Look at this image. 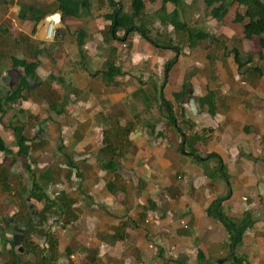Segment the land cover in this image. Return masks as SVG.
I'll return each instance as SVG.
<instances>
[{"label":"crops","instance_id":"0c3cea01","mask_svg":"<svg viewBox=\"0 0 264 264\" xmlns=\"http://www.w3.org/2000/svg\"><path fill=\"white\" fill-rule=\"evenodd\" d=\"M36 1L38 6L43 4L56 7L55 0ZM107 1H100L103 7L99 10L93 5L92 20L82 18V25L88 32L86 56H80L77 37L71 31V40L61 41L57 47V63L53 62L45 50L44 41L48 40L45 39L44 28H40L43 19L33 31L34 24L31 21L19 18L20 8L17 5L16 12L11 17V13H4L0 3V28L6 30L0 32V56L4 60L7 58L6 62L9 63L5 65V62L0 61L2 77L13 70L17 71L19 80L24 75L23 67L12 66L8 57L10 55L39 59L40 64L33 80L36 89L47 85L59 92L60 87L52 80L59 79L56 76L61 72L65 76V84L71 85L73 90L80 93L76 98L73 91L70 97L79 103L78 113L83 127L79 128V134H62L63 144L60 146V151L66 156L65 160L70 158L76 163L80 159V162L77 166L73 162L65 161V167H78L90 174L100 170L104 175L110 173L101 182L87 179L86 182L90 181V185H85L83 193L89 195L94 204L101 203L98 205L103 208L112 207L121 211L124 207L132 206L129 207L128 218L132 219L135 227L131 229L130 235L138 240L137 244L132 240L131 247L141 255H147L145 259L154 258V264H233V259L228 257L231 246L225 227L206 211L216 197L228 192L230 184L231 196L223 202V206L234 215L251 209L255 220L254 226L247 231L235 252L245 258L244 264H264V156L260 155L262 149L257 145L258 137L264 134V51L262 57L255 59L256 62L262 60L256 64L262 68V75H254L241 73L234 55L228 52L221 57L222 61L217 59L212 67L206 51L201 50L200 46L193 49L188 47L182 52L175 47H164L169 42L156 41L153 48L151 45L148 47V54L144 58L147 62L143 70V85L135 82V73L125 65L124 72L116 77L118 84H105L102 71L107 62L126 59L120 56L121 46L126 43L109 38L105 34L107 30L104 29L108 28L110 21L99 19L110 10ZM63 21L72 20L68 18ZM170 25H163L168 26L165 27L163 35L168 33L169 37H173L175 33L169 28ZM139 36L144 38L134 32L129 40L131 38L133 42H137ZM25 43H29L31 49H25ZM15 44L16 48L13 46ZM99 44L103 46L101 49H98ZM159 47L166 48L168 52L157 50ZM243 48L245 51H252L247 45ZM40 49L42 51H38ZM127 61L132 65L138 64L133 57H129ZM158 64L160 68L157 69ZM193 68L195 72L188 76L187 73ZM210 71L214 74L210 75ZM167 72L169 75L164 81L163 77ZM158 78L163 82L161 86L157 82ZM8 80L9 78L4 81ZM33 81L32 89L27 91L35 90ZM160 90L165 92L164 98L171 103L175 101V92L184 91L179 98L180 116L182 114V119L187 118L194 124L193 128L210 127L211 132L207 133L210 135L206 142L207 150L203 151L215 152L221 156L229 175L228 182L216 174L215 160L194 162L187 151H179L181 134H167L160 129L158 123L146 118L147 114L152 116L153 112L155 114L161 109L156 97V92ZM210 90L215 92L217 107L213 116L207 109L203 111L198 108L199 98L207 95ZM192 100L196 113L192 108ZM65 103L57 105L58 109L64 108V112L57 113L51 109V105L46 106L33 96L25 100L23 106L20 105L21 102L11 104V110L16 106L20 107L19 111L24 120L26 114L36 117L39 114L53 116V113H57L66 117L69 111L68 104ZM42 108H47V111H39ZM13 116L14 120L16 113ZM142 122L148 126L150 134L145 131L142 134H110L125 125L127 128L133 125L135 131L140 130L144 125ZM219 125H223L221 131L217 129ZM105 129L108 134H103ZM90 130H94L96 134H89ZM187 130L190 132L192 127ZM38 132L34 136L37 140L40 138L37 136L40 133ZM160 132L163 134H159ZM104 137L114 149L109 150L104 157L109 159L115 154L117 173L103 170L98 163L99 152L107 143L104 142ZM28 144L31 145V141ZM196 147L198 150L202 148L198 144ZM31 154L32 152L30 156ZM47 169L51 176V170L56 169V163ZM109 175L111 176L108 177ZM109 181L113 182L116 191L109 190ZM159 190H164V194L158 192ZM151 214H156L157 220L151 226L150 236L153 234L160 240L153 236L152 239L149 238L147 228L150 226H144L137 220H142L143 216L149 218ZM89 220L97 221L99 216ZM199 251L202 252V258H198Z\"/></svg>","mask_w":264,"mask_h":264},{"label":"rangeland","instance_id":"374dc122","mask_svg":"<svg viewBox=\"0 0 264 264\" xmlns=\"http://www.w3.org/2000/svg\"><path fill=\"white\" fill-rule=\"evenodd\" d=\"M100 1L101 0H92L93 5L97 8V10L103 7V4ZM121 1L125 4V8L129 11L130 0ZM186 1L189 7H186L184 12H181L182 20L186 21L191 27L206 29L213 36H215V41H211L208 39L196 46H200L202 47L201 50L206 51L210 66L214 67L215 61L217 59H221V57L225 55V52L234 55V52L228 51V49H234L238 47L243 52H248L243 48V46L245 45H247L252 50L249 52L255 53V59L259 57V39L257 37L251 39L245 38V22H241L235 19L237 4H234L231 11L227 14L224 20L219 22L212 18V16L210 15V9L205 6L203 0ZM147 2L148 4L144 12L143 21L147 24L151 37L158 43H167L171 41L172 47H175V49H177L178 46L177 51L181 50L183 52L184 49L188 47L191 48L188 44L187 35L182 31H175L172 25H170L169 28H172V32L175 33V36L169 37L168 33L163 35V32L166 30L165 27L167 28L168 26L163 27V25L159 23L156 16V11L160 9L162 3L160 0H147ZM22 3L32 5L34 4L38 6V2L36 0H13L12 2L7 0L3 2L1 6H3L2 8H4V13H11V17H13V14H15L16 12V5L17 8H20L18 6ZM167 5V10L169 12L175 7L172 3H169ZM38 7L54 9L53 7H51V5L41 4V6ZM71 20L72 21L70 22L62 20L61 26L58 27L57 36L54 41H44V43H46L44 45L45 50L47 54L51 56L50 58H52L53 62H58L59 50H57V47L59 46L61 41L71 40V31H74V34L77 37V31L85 28L82 25V18H72ZM42 21L43 22L41 23L40 28H44L45 30L48 22L47 17H45ZM10 22L14 23V20L10 19ZM104 30L106 31L107 27H105ZM120 34L123 35L122 32ZM1 39L2 34H0V40ZM138 39L139 40L137 42H133L130 38L126 45L121 44L122 46L120 56L126 59H118L117 61L122 64V66H129L130 70L135 73V82L143 85V70L147 62L144 60V58L148 54V47L151 45L153 48L154 45L150 41L140 36ZM13 46L14 48L17 47L16 44ZM99 46L100 44L98 45V47ZM26 47L28 49H31L29 43H25L24 48L26 49ZM102 47L103 46L101 45L98 49H101ZM224 47H226V49ZM156 49L159 51L168 52L166 48L159 47ZM129 57L135 58V62H138V64L132 65L131 63H129L127 61ZM3 58L0 56V61L2 63L5 62V65L9 64L6 62L7 58L5 60ZM220 61H222V59ZM261 62V59L257 62L256 60H254L255 65H258V63ZM156 68H160L159 64ZM15 71L16 70H13L12 73H9L10 75L8 82L3 81L2 86L4 88L13 89L17 86L19 78L17 76V71ZM194 72L195 69L193 68L187 73V75L190 76ZM209 73L210 75L214 74L213 71H210ZM6 75H8V73ZM168 75L169 73L167 72L166 76L168 77ZM166 76L163 77L164 81ZM56 77H60L62 79L65 78V76L61 72H58ZM54 79L55 80H52V82L60 87V91L62 89L63 91L58 92L56 91V89H52L47 85H45L41 89H36V83H34L33 81L32 85L35 86V90L25 92L26 98L20 99L19 102H21L20 105L23 106L24 101L30 99L33 96L38 98L41 103L46 104V106H49L53 103H55L56 105H62L64 104V102H66L68 104L69 111L66 117H63V115H58L57 113H53V116H49L48 114H39L36 117L26 114L27 116L24 120L23 116H21V112L19 111L20 107L16 106L13 110L9 109V112L6 113L4 118V122L9 123V120H11L10 118L13 117V115L16 113L17 117H15L12 122L15 124L25 123V133L31 141L32 154L30 157L25 158L16 153L6 154L4 152H0V171L2 167L5 169V171L8 170V181L10 182L11 186V191H6L4 190L3 185L0 182V264H4V262L10 255V244L8 243L4 245V239L6 241L13 242L16 245V249L24 250L23 238L24 234L26 235V229L32 230L29 232V239L27 241H33V243L36 244L37 248L36 250L31 251L30 248L32 246L30 247V245H26L27 249H30V252L23 255V260H29L36 264H39L41 262L44 255L48 256V264H138L141 262L145 263L146 260L148 261L147 264H154V258L145 259L147 255L143 256L131 247V242L132 240H134V236L130 235V233L131 229H134L135 226H133L132 224V219L128 218V211L130 209L129 207L132 206L130 205L129 207H124L121 211L112 207L109 209L106 207L103 208L98 205L101 203L94 204L93 200H91V197L83 193L85 185H90V181L86 182L87 179L97 180L98 182H101L104 179L106 180L107 174L110 173H106L104 175V172L100 170L99 172H93V174H90L89 172H85L83 170L81 171L78 167H65V161L73 163L74 161H72V159L70 158H67V160H65L66 156L64 155V152L60 151V146L63 144L62 134H79V128L83 127V124L79 119V103L76 99L70 97V93L74 91L76 98L79 97L80 93L75 89L73 90V87L71 85L67 83L65 84V79L64 81L56 78ZM157 82H160V78H158ZM160 84H163V82L161 81L159 85ZM6 89H3L1 91V95H5V92L7 91ZM173 91L175 92L176 90ZM61 93H63V96L61 95ZM164 93L165 92H163V94ZM179 100L180 99H175V101L172 102L174 104L172 106H174L173 109L175 108L174 111L177 112H175V115L177 116L179 124L184 126L183 128L186 130L187 134H194L197 131L200 132V130L204 128L210 129V127L193 128V124L192 130L189 132L187 130V127H189L190 125L188 126L186 123H184L187 118L182 119V116H180L179 113ZM199 106L200 104L198 105V108L200 110ZM39 111H47V108H42ZM151 115L152 116H150V114L146 115L147 119L150 118L148 119L149 121H154L155 124L158 123L160 129H163V131H165L167 134H175L174 130L171 127L167 128L166 108L161 107L160 110L156 111L155 114L153 112V114ZM0 116H2L1 113ZM142 124L144 125L140 127V130L137 129V131H135L133 125L129 128H127V126L125 125L127 130H125V126H120V128L116 130V132H111L110 134H142V131H145L146 134L147 132L149 133L150 130L148 126L143 122ZM222 126L223 125H219L217 129L221 131L223 128ZM37 132L40 136L38 140L34 137ZM210 132V130L207 131V133L209 134ZM43 134L49 135L43 136ZM89 134L96 133L94 132V130H90ZM103 134H108L107 130ZM0 135L4 138L9 148H11L14 152L18 150V147L15 145V134L5 130L4 126L1 123ZM177 140H179V137L177 138ZM197 144L198 146L202 147L200 148L202 149V151L199 149L197 151L198 153L202 155L208 154L207 151H203L207 150V143L200 141ZM257 145L262 149V154L260 155L264 156V134L258 137ZM25 162L31 163L32 167L37 172V176L43 173L48 166L53 167L56 163V169L51 170V176L49 175V178L46 177L44 179L40 178V184L47 191L48 195L51 198L56 199L60 202H66L62 206V208L64 209L63 212L55 207H51V209L48 210V213L45 216L46 218L44 220V215L40 213L42 210V203L30 200L27 194H23L21 198L18 193L14 192V190L19 189L23 184H27L28 188H30L31 181L28 179V174L25 171ZM75 162L76 163L74 164H77L78 166L80 159H77V161ZM110 176L111 175H109L108 177ZM158 192L164 194V190H159ZM69 200H73V203L69 204ZM96 215L99 216V220H89V218L93 219ZM31 217L36 221L38 220V218H43L42 224H39L37 229L33 230V227L30 224ZM126 217L128 219L123 220ZM9 220L11 224L10 226L8 222ZM137 220H139V222L144 226L145 224L150 226L147 228L149 238L152 239V236L157 237L153 234L152 236H150V229L156 224V214L153 216L152 214L149 215V218H147V216H143L142 220ZM143 221H145V223H143ZM136 225L138 226V224ZM45 232L50 233L57 240L58 248L56 252L52 251L49 247L50 242L48 241V237L44 235ZM137 240L138 239H135L133 241L134 244H137ZM158 240L160 239L158 238ZM153 241H155V239Z\"/></svg>","mask_w":264,"mask_h":264},{"label":"trees","instance_id":"16d2710c","mask_svg":"<svg viewBox=\"0 0 264 264\" xmlns=\"http://www.w3.org/2000/svg\"><path fill=\"white\" fill-rule=\"evenodd\" d=\"M12 2L13 0H9ZM162 5L159 10L156 11V16L159 22L162 25L171 24L175 31H182L187 35L188 44L191 48L196 47L201 42L206 40L215 41V36H213L208 30L203 28H195L188 25V23L181 18V12H184L187 5L186 0H160ZM205 6L210 9V15L216 21H223L227 14L231 11L234 4H237V9L235 12V19L238 21L245 22L244 25V37L251 39L257 37L259 39L260 50L259 56H263L264 51V0H203ZM56 7L54 9L48 8L44 9L32 4H20L19 18L24 21H31L33 26V31H35L36 25L49 14L59 11L62 16V20L68 18H88L93 17V2L92 0H55ZM108 5L110 10L100 16L101 21H110V24L107 28L106 35L109 38L118 40L119 42L128 43L129 36L134 32L141 34L146 40L156 45V40L153 39L150 35L149 28L147 24L143 21L144 12L147 7V0H130V9L129 11L125 8V4L119 0H108ZM172 3L175 7L170 12L167 10V4ZM100 21V22H101ZM1 31H6L5 28L1 27ZM122 32L123 35L120 33ZM88 37V32L86 28H82L77 31V40L76 44L78 46L79 54L81 57L86 55V38ZM243 41V40H242ZM172 42H169L164 45V47H172ZM226 49V47H224ZM178 49V46H177ZM42 51V49L38 50ZM234 52L235 61L239 67L241 73H250L256 75V73L262 75V68L254 64L255 53L254 52H243L241 49L234 48L229 50ZM9 60L13 67H23L24 75L20 78L17 86L14 89H10L5 92V95H1L3 86L0 83V113L2 114L0 123L4 126L5 130L12 132L16 137V146L18 150L14 152L9 146H7L6 141L0 135V152L6 154H18L23 157H30L31 145L28 144L29 138L25 135V126L23 124H15L12 122L13 117L9 120V123L4 122V115L9 112L11 109V104H16L20 99H24V92L31 90V81L36 78V68L40 64V60H33L28 58H19L15 55L8 56ZM122 64L116 60L108 61L106 68L102 71L103 80L105 84H118L116 77L124 72ZM167 77V76H166ZM2 79V71L0 69V80ZM30 79V80H29ZM60 80L62 78H59ZM161 91V90H160ZM159 92V91H158ZM156 92L157 100L160 104V107L166 108V117H167V128H172L175 134H181V141L178 144L179 151H187L188 155L192 157V160L197 163H202L207 160H215L217 165L215 172L218 176L223 178L225 182L229 181V175L226 169V165L223 162V159L218 153L212 152L206 155H201L198 153V148L196 147L197 143L207 142L210 139V135L207 134L209 128H204L202 130L195 132L194 134H187L186 130L181 124H179L175 111L173 109L172 103L167 101L164 98L163 92ZM184 94V91H178L174 93L175 99H179L180 95ZM199 104L201 110L207 109V111L213 116L217 112L215 92L210 90L207 95L199 99ZM51 109L55 112L60 113L64 112V108L58 109L55 103L51 104ZM182 116V114H181ZM185 119V118H184ZM186 123L189 127H192V123L189 120H186ZM187 127V128H189ZM154 132V128L153 131ZM159 134H163L160 132ZM39 136V134H37ZM106 145L100 150L98 163L103 170L108 172L117 173V166L115 159V154L111 158H105L109 150H114L111 147V143L108 142L107 138H104ZM107 159V160H106ZM25 171L28 174V179L31 181L30 188L27 184H23L19 189L14 190L15 193H18L21 198L22 195H28L29 199L35 202L42 203L41 214L45 216L48 213V210L51 207H55L61 212H63L62 206L66 202H60L56 199L51 198L47 191L40 184V178L50 177V173L46 169L43 173L37 176V172L34 170L30 162L24 163ZM39 177V178H38ZM8 170L2 167L0 171V182L3 185L4 190L11 191L10 182L8 181ZM228 185V184H227ZM109 190L116 191V187L113 185V182H108L107 184ZM228 192L225 195L218 196L215 200L207 207L206 211L209 216L219 220L228 235V240L232 247L230 257L233 259V264H244V257L238 255L235 252L237 248L244 239L245 234L249 229L254 226L255 220L253 218V213L251 209H248L242 212L240 215H234L229 213L228 209L223 206V202L231 196L232 188L230 184L228 185ZM28 189V191H27ZM28 192V193H26ZM27 199V196H26ZM69 204L73 203V200L68 201ZM69 206V205H68ZM43 218H38L36 221L34 218H30V224L34 229H37L39 224H42ZM9 226L10 224V220ZM32 230H25L26 235L24 234L23 238V247L24 250L16 249V245L13 242L6 241L4 239V244H10L9 252L10 255L4 264H36L29 260H23V255L31 251L36 250V244L33 241H27L29 232ZM48 237L50 242V248L52 251H57V240L53 235L48 232L45 234ZM26 245H30L28 250ZM49 248V249H50ZM8 250V249H7ZM202 258V252H198V258ZM48 256L44 255L39 264H48Z\"/></svg>","mask_w":264,"mask_h":264},{"label":"built area","instance_id":"2783aa9c","mask_svg":"<svg viewBox=\"0 0 264 264\" xmlns=\"http://www.w3.org/2000/svg\"><path fill=\"white\" fill-rule=\"evenodd\" d=\"M47 21L45 39L48 41H53L57 36L58 27H60L62 23L61 13L58 11L50 14L47 16Z\"/></svg>","mask_w":264,"mask_h":264},{"label":"water","instance_id":"95a60500","mask_svg":"<svg viewBox=\"0 0 264 264\" xmlns=\"http://www.w3.org/2000/svg\"><path fill=\"white\" fill-rule=\"evenodd\" d=\"M5 1H7V0H0V3H3ZM8 78H9V74L6 76H3L2 79L0 80V83H2L4 80H7ZM191 104H192V108H193L194 112L196 113L197 111H196L195 103L193 100L191 101Z\"/></svg>","mask_w":264,"mask_h":264},{"label":"flooded vegetation","instance_id":"af4514ba","mask_svg":"<svg viewBox=\"0 0 264 264\" xmlns=\"http://www.w3.org/2000/svg\"><path fill=\"white\" fill-rule=\"evenodd\" d=\"M231 246V245H230ZM231 250H232V247H231Z\"/></svg>","mask_w":264,"mask_h":264}]
</instances>
